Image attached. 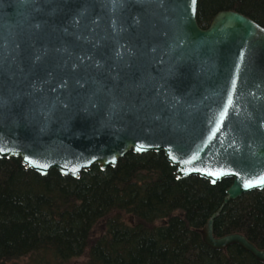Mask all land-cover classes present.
Segmentation results:
<instances>
[{
  "label": "water",
  "instance_id": "1",
  "mask_svg": "<svg viewBox=\"0 0 264 264\" xmlns=\"http://www.w3.org/2000/svg\"><path fill=\"white\" fill-rule=\"evenodd\" d=\"M197 5L0 0V158L79 179L163 153L178 180L232 181L226 201L262 191L244 183L264 175V28L224 11L202 29ZM202 236L264 264L243 235L215 238L213 219Z\"/></svg>",
  "mask_w": 264,
  "mask_h": 264
},
{
  "label": "trees",
  "instance_id": "2",
  "mask_svg": "<svg viewBox=\"0 0 264 264\" xmlns=\"http://www.w3.org/2000/svg\"><path fill=\"white\" fill-rule=\"evenodd\" d=\"M224 11L264 28V0H198L199 27ZM175 171L163 153L129 152L79 179L0 158V264H263L239 245L213 250L202 231L213 219L215 238L241 234L264 251V189L226 201L232 181Z\"/></svg>",
  "mask_w": 264,
  "mask_h": 264
},
{
  "label": "snow or ice",
  "instance_id": "3",
  "mask_svg": "<svg viewBox=\"0 0 264 264\" xmlns=\"http://www.w3.org/2000/svg\"><path fill=\"white\" fill-rule=\"evenodd\" d=\"M193 2H195V0H193ZM0 151H3V149L0 148ZM29 163H32V161H29ZM44 167H46V165H44ZM206 174L207 175H214V173H211V172L206 173ZM252 186H264V175H259L255 179H250V180L245 181V183H244L245 188H249Z\"/></svg>",
  "mask_w": 264,
  "mask_h": 264
},
{
  "label": "rangeland",
  "instance_id": "4",
  "mask_svg": "<svg viewBox=\"0 0 264 264\" xmlns=\"http://www.w3.org/2000/svg\"><path fill=\"white\" fill-rule=\"evenodd\" d=\"M103 231H104V224L103 223H99L97 225V227L94 229L92 237L95 239L96 236L101 235L103 233ZM12 264H19V263L18 262H14ZM72 264H81V260L80 261L77 260L75 263H72Z\"/></svg>",
  "mask_w": 264,
  "mask_h": 264
}]
</instances>
